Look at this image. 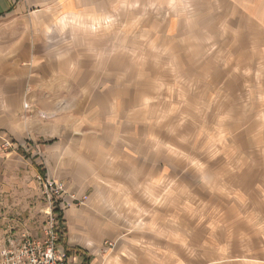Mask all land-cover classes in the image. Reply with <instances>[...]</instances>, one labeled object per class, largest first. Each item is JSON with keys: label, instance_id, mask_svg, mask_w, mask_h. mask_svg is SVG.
<instances>
[{"label": "crops", "instance_id": "obj_1", "mask_svg": "<svg viewBox=\"0 0 264 264\" xmlns=\"http://www.w3.org/2000/svg\"><path fill=\"white\" fill-rule=\"evenodd\" d=\"M194 14L203 39L233 40L231 68L258 87L264 0H0V134L37 137L83 198L65 196L60 210L59 247L74 263L264 264L254 208L160 200L163 183L176 200L177 180L145 153L134 116L145 86L121 78L144 54L131 38H173L182 23L193 31Z\"/></svg>", "mask_w": 264, "mask_h": 264}, {"label": "rangeland", "instance_id": "obj_2", "mask_svg": "<svg viewBox=\"0 0 264 264\" xmlns=\"http://www.w3.org/2000/svg\"><path fill=\"white\" fill-rule=\"evenodd\" d=\"M185 10L177 8L179 14ZM194 20L193 31L188 23L178 24L173 38H131L130 46L144 54L131 55L121 78L145 86V104L134 115L140 117L145 153L154 156L163 176L177 180L176 200L168 183L162 184L160 200L193 209L254 208L263 249L258 256L264 258V73H258V87L244 84L231 68L234 56L227 50L233 40L203 39ZM215 32L210 29V36ZM252 95L257 102L250 101ZM29 137L0 134V245L15 232L40 236L47 213L55 215L39 180L43 174L63 183V198L73 193L74 204L83 202L58 178L62 168L51 157L56 152L35 149L39 140Z\"/></svg>", "mask_w": 264, "mask_h": 264}, {"label": "built area", "instance_id": "obj_3", "mask_svg": "<svg viewBox=\"0 0 264 264\" xmlns=\"http://www.w3.org/2000/svg\"><path fill=\"white\" fill-rule=\"evenodd\" d=\"M39 180L47 195L49 208L63 209L66 206L63 183L47 174H43ZM69 197L76 199L73 193ZM55 215L51 210L47 213L40 236L26 232L8 235L0 245V264H83L72 262L63 248L59 247L60 227Z\"/></svg>", "mask_w": 264, "mask_h": 264}, {"label": "trees", "instance_id": "obj_4", "mask_svg": "<svg viewBox=\"0 0 264 264\" xmlns=\"http://www.w3.org/2000/svg\"><path fill=\"white\" fill-rule=\"evenodd\" d=\"M42 173H44V171H42ZM53 212H54V213L56 214V216H57V220H58V225H59V227H61V223H60V210H58V209H54ZM59 241H62V240H61V237L59 238Z\"/></svg>", "mask_w": 264, "mask_h": 264}]
</instances>
